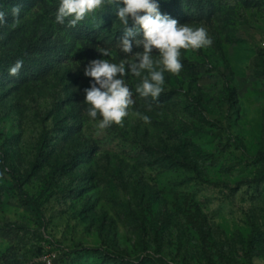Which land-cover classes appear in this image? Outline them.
Instances as JSON below:
<instances>
[{"label":"rangeland","instance_id":"rangeland-1","mask_svg":"<svg viewBox=\"0 0 264 264\" xmlns=\"http://www.w3.org/2000/svg\"><path fill=\"white\" fill-rule=\"evenodd\" d=\"M158 2L212 44L182 49L153 99L142 46L85 33L125 35L118 4L73 27L59 0H0V264H264V0ZM100 59L125 63L134 101L105 129L84 102Z\"/></svg>","mask_w":264,"mask_h":264},{"label":"clouds","instance_id":"clouds-1","mask_svg":"<svg viewBox=\"0 0 264 264\" xmlns=\"http://www.w3.org/2000/svg\"><path fill=\"white\" fill-rule=\"evenodd\" d=\"M119 7L116 17L124 26L125 37L122 40V51L132 53L134 43L142 46L143 51L135 54V60L130 64L131 72L141 78L135 91L141 97L158 99L163 92L165 73L179 74L183 64L181 50H199L211 46L212 40L203 27H193L180 24L176 19L159 10L158 0H110ZM105 4V0H59L55 22L64 24L69 19L71 26H75L85 17L95 12ZM19 8L13 13L18 15ZM4 21V13L0 12V23ZM131 25V26H130ZM139 28L142 38L129 39L133 29ZM158 50L154 57L153 51ZM109 56L108 50L102 51ZM139 61L138 63L135 61ZM22 67L17 62L10 69L15 75ZM126 74L125 63H113L107 59L93 60L84 69V75L93 79L90 88L84 90V102L88 108V116L95 119L101 117L98 127L105 129L112 124H121L129 115L128 109L134 101L133 92L122 78ZM120 77V78H118ZM98 85V86H97ZM142 119L148 123L149 117Z\"/></svg>","mask_w":264,"mask_h":264},{"label":"trees","instance_id":"trees-1","mask_svg":"<svg viewBox=\"0 0 264 264\" xmlns=\"http://www.w3.org/2000/svg\"><path fill=\"white\" fill-rule=\"evenodd\" d=\"M86 32V34H88L89 36V38H88V41H90V42H93L94 44L95 43H98L97 41H100V42H103L104 43V45H113V44H116V43H122V40H123V38L125 37V35H123V36H114V37H110V38H99L97 35H98V33L97 34H95L96 32V30H93V28H90V27H87L86 28V30H85ZM101 39V40H100ZM109 39V40H108ZM110 41V42H109ZM99 44H102V43H99ZM98 44V45H99ZM101 48H103V45H99ZM93 47H95L94 49H97V47H96V45H94ZM104 49V48H103ZM95 51H97V50H95Z\"/></svg>","mask_w":264,"mask_h":264},{"label":"built area","instance_id":"built-area-1","mask_svg":"<svg viewBox=\"0 0 264 264\" xmlns=\"http://www.w3.org/2000/svg\"><path fill=\"white\" fill-rule=\"evenodd\" d=\"M262 46H263V50H264V42H263Z\"/></svg>","mask_w":264,"mask_h":264}]
</instances>
